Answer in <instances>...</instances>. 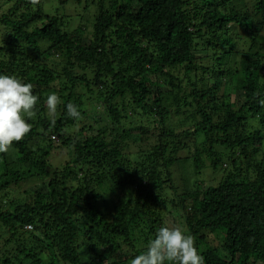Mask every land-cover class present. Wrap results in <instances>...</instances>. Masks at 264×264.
<instances>
[{
  "label": "trees",
  "instance_id": "trees-1",
  "mask_svg": "<svg viewBox=\"0 0 264 264\" xmlns=\"http://www.w3.org/2000/svg\"><path fill=\"white\" fill-rule=\"evenodd\" d=\"M74 1L72 31L0 0V74L39 98L0 154V264H131L165 226L204 264H264V0Z\"/></svg>",
  "mask_w": 264,
  "mask_h": 264
},
{
  "label": "clouds",
  "instance_id": "clouds-1",
  "mask_svg": "<svg viewBox=\"0 0 264 264\" xmlns=\"http://www.w3.org/2000/svg\"><path fill=\"white\" fill-rule=\"evenodd\" d=\"M33 6L40 0H28ZM34 85L24 83L16 76L0 74V154H8L14 142L22 141L31 131L27 122L35 115L38 96L33 93ZM60 96L53 92L46 99L47 115L52 125L56 123ZM264 104V100L261 101ZM67 115L81 118L79 106L69 102ZM31 228V225H26ZM131 264H204V257L195 246V238L180 227H161L149 243L146 252L135 256Z\"/></svg>",
  "mask_w": 264,
  "mask_h": 264
},
{
  "label": "rangeland",
  "instance_id": "rangeland-1",
  "mask_svg": "<svg viewBox=\"0 0 264 264\" xmlns=\"http://www.w3.org/2000/svg\"><path fill=\"white\" fill-rule=\"evenodd\" d=\"M42 4L44 7V11L45 13L49 14H59V15H64L66 16L65 22H67L69 27H72L71 30H75L78 28V26L82 23L83 19L82 16H84L85 18H88V16L90 14H84L85 9H86V4L84 2L78 3V1H74V0H69V2L65 5V6H61L59 4V1L57 2L56 0H42ZM92 8V7H91ZM82 20V21H81ZM81 21V23H80ZM82 127V126H81ZM80 127V128H81ZM58 143V142H57ZM264 148V147H263ZM57 154L56 152L53 153L50 157L49 160H51L52 164L54 166H58V165H64L66 158L64 157V155H60L58 153V157H55ZM0 160H1V156H0ZM2 171L0 170V173ZM177 175L175 176V178H177ZM196 175L193 176H189L184 175L181 178V183L178 182L179 179H177L178 181V185L179 184H183V180H185L186 182L190 180V178H196ZM202 181V187L206 188L207 186H209L210 184L213 183V181H216V178L214 177V175H211L209 172L204 171V175L201 176ZM217 181L214 183L216 184ZM15 190H11L10 193L12 192V194L15 197H19L20 193H24L23 188L19 189L14 188ZM2 238L0 237V245L2 244ZM221 240L218 238L217 235H212L210 238V245L212 244V246H218L220 244ZM196 245V243H195Z\"/></svg>",
  "mask_w": 264,
  "mask_h": 264
}]
</instances>
